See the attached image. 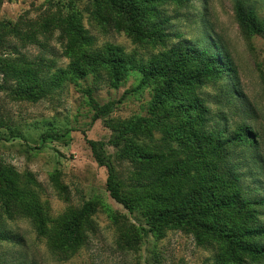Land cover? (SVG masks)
Returning <instances> with one entry per match:
<instances>
[{"label": "rangeland", "instance_id": "obj_1", "mask_svg": "<svg viewBox=\"0 0 264 264\" xmlns=\"http://www.w3.org/2000/svg\"><path fill=\"white\" fill-rule=\"evenodd\" d=\"M235 2L158 4L159 15L170 18L164 25L170 37L153 44L118 31L110 17L100 18L98 9L106 15L109 10L97 0H0V61L30 63L46 78L67 69L81 53L102 51L109 44L148 61L187 42L219 53L224 62L220 76L193 90L202 104L197 123H188L181 114L168 115L165 107L153 115L155 86L135 90L138 70H131L119 87L111 86L102 66L85 75L68 74L37 101L21 96L16 78L0 75V168L19 175L16 201L9 199L10 189L0 178V264H264V257L237 263L219 240L207 234L199 240L186 226L169 223L162 232L155 229L145 210L153 187L141 174L145 168L139 157L163 152L174 161L198 160L196 133L229 137L247 127L253 143H227L220 171L236 180L246 198L264 196V31L247 34ZM244 2L255 8L264 27V0ZM67 21L78 23L86 37L71 48ZM90 97L101 104L119 103L94 120ZM142 117L148 118L147 126L126 130ZM53 133L63 136L56 139ZM84 133L103 143L121 192L136 199L134 210L111 196L108 170L96 161ZM26 203L37 206L44 233L23 212ZM89 203L94 211L81 227V243L61 246L65 219ZM256 208L257 220L264 224V206Z\"/></svg>", "mask_w": 264, "mask_h": 264}, {"label": "trees", "instance_id": "obj_2", "mask_svg": "<svg viewBox=\"0 0 264 264\" xmlns=\"http://www.w3.org/2000/svg\"><path fill=\"white\" fill-rule=\"evenodd\" d=\"M107 6L109 13L98 9L100 18H109L118 31H126L138 39L147 40L153 44L165 42L170 34L164 25L169 22L168 16H160L157 5L173 1L184 4L187 0H97ZM235 12L242 29L250 35H258L264 31L263 22L258 17L255 8L247 5L244 0H236ZM107 16V17H106ZM48 21L44 22V26ZM72 35L70 48L78 39H85L84 30L73 21L65 25ZM1 60V57H0ZM224 62L220 54L209 48L197 50L187 42H179L171 48L152 56L148 61L136 60L125 54L118 45H107L102 51L83 52L78 55L65 70L56 72L51 78H46L30 63L17 59L6 58L0 61V75L17 79L21 96L37 101L59 86L69 75H85L95 72L99 66L109 71V82L113 87H119L131 70L141 74L135 90L150 84L155 86L154 101L151 113L157 114L161 107L167 108L168 115H184L188 123H197L201 117L198 111L201 102L194 96V88L204 80L218 77L224 71ZM183 93L186 96L183 98ZM93 110V119L110 113L119 101L110 100L104 104L94 97L89 100ZM148 118L142 117L126 130L137 132L147 126ZM251 131L241 128L229 137H222L221 132L206 134L196 133V143L199 145L196 158L186 161H174L167 153H140L143 164L142 175H146L153 187L151 201L146 206L147 218L153 227L162 232L169 223L190 228L203 240L204 234L219 240L225 254L237 263L245 260L255 262L264 257V224L257 220L259 211L256 206H264L262 198H246L238 188L236 180L226 178L220 171L219 158L225 145L231 142L253 143ZM93 156L101 166L108 170L107 186L111 196L127 209L134 210L135 197L122 193L115 181L113 165L109 162L103 143L88 139ZM54 138H62V134L53 133ZM18 173L10 168H0V178L7 182L10 197L16 201L18 192ZM139 180V179H138ZM137 185L135 188H140ZM16 194V195H15ZM19 203V202H18ZM23 212L38 222L41 233L45 232L39 219L37 206L26 203ZM94 211L91 203L87 204L77 215L65 219L64 234L61 246L68 247L81 243V227L88 215Z\"/></svg>", "mask_w": 264, "mask_h": 264}]
</instances>
